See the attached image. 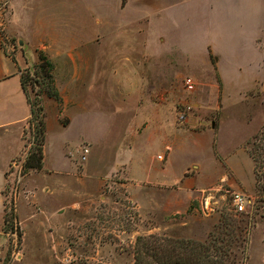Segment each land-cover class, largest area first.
<instances>
[{"label": "rangeland", "instance_id": "1", "mask_svg": "<svg viewBox=\"0 0 264 264\" xmlns=\"http://www.w3.org/2000/svg\"><path fill=\"white\" fill-rule=\"evenodd\" d=\"M24 1L12 28L21 29L33 41L43 39L33 54L24 53L28 64L22 72L28 97L36 111L39 105L44 108L47 99L55 100L52 83L31 66L43 55L53 65L50 72L60 101L55 100L53 112L47 111L45 169L23 173V161L33 143L26 122L22 151L5 171L18 142L13 124L0 126V183H4L0 189V264H135L138 253V264H165L167 255L176 263L201 264L196 261L199 252L189 242L218 235L216 230L230 210L225 191L229 188L222 182L218 185L223 189L216 192L219 205L213 213L202 212L194 201L185 213L162 216L140 213L124 178H139L140 160L152 154L167 155L164 143L172 139L176 128L185 127L176 116L182 105L197 101L214 107L204 116L194 106L188 112L197 119L196 127L201 116L210 125L218 117L220 86L229 118L221 124L219 142H237L262 125L248 145L258 160L264 159L262 84L252 78L242 82L231 78L222 89L209 61L210 57L214 62V56L203 43V20L189 21L182 11L164 17L151 8L137 10L136 4L127 5L126 0ZM9 16L10 0L7 20ZM18 38L22 37L9 36L11 51L22 49ZM231 54L227 62L249 63L250 68L263 62L264 30ZM188 76L195 82L193 90L185 87ZM62 91L69 99L66 107ZM20 107L4 102L0 118L7 121L5 116ZM249 114L247 123L240 118ZM70 116L72 123L63 126ZM141 119L147 121L146 128L135 130ZM83 145L89 149L85 160L80 157ZM255 186L253 213L245 217L246 246L236 247L235 256L228 257L226 264H264V177Z\"/></svg>", "mask_w": 264, "mask_h": 264}, {"label": "crops", "instance_id": "2", "mask_svg": "<svg viewBox=\"0 0 264 264\" xmlns=\"http://www.w3.org/2000/svg\"><path fill=\"white\" fill-rule=\"evenodd\" d=\"M23 1L10 0V16L5 27V34L8 39L9 36L22 37L17 39V43L22 49L15 52L11 51L13 45L10 49L7 48L2 41V33L0 32V106L4 102L21 106L19 110L17 108V112L5 116V118H9L7 121H2L3 118H0L2 121L0 126L4 123L13 124L18 142L16 149L8 158L5 171L10 161L22 151L21 134L30 115V107L20 81V74L28 64L24 60V53L33 54L37 43L43 40L33 41L27 34L21 32V29L12 28V25L18 22L17 18L20 17L18 8L25 7ZM126 4H136L135 9L137 10L151 8L152 12L157 15L163 13L164 17H172L176 11H182L184 18L189 21L190 18L203 20L202 33L206 37L203 43L209 53L214 56V62L211 61L210 57L209 61L212 70L215 71L216 79L220 85L222 84V89L231 78L239 82L252 78V81L259 82L264 87V61L258 62L250 68L249 63L237 60L227 62L226 60V57L232 55L233 50H242L244 43H252L255 41L256 35L264 30V0H126ZM20 40L23 41L22 45L19 43ZM9 43H11L10 39ZM71 60L73 63L72 54ZM56 83L58 84V80ZM218 91H220V106L217 108L218 117L212 119L210 125L207 124L208 120L203 116L210 110H215L214 107L196 101L197 103L195 102L193 106L203 113L201 123L198 124L199 127L194 125L197 122L195 117H188L185 127L176 128L177 131L173 134L172 139L166 140L168 143H164L165 146H170V149L163 159L158 158L159 154H152L151 157L138 162L137 173L139 178L137 180L125 176L124 181L128 195L140 213L159 212L162 213V216L185 213L192 207L194 201L200 206L203 190L215 188L220 182L229 189L239 190L248 195L255 192L254 161L246 145L248 139L262 125H259L247 138L243 137L237 142L227 144L220 143L218 137L221 124L229 117L224 113L221 102L223 100L221 86ZM63 94L62 91V100L66 107L69 99ZM150 97L151 93H149L148 100ZM16 100L18 102H13ZM57 104L51 98L44 103L46 131L47 111L53 112ZM153 110L155 113L159 112L155 106ZM1 112V114L5 113L4 110ZM251 117L252 114H249L248 117L241 116L240 118H244L242 120L247 123ZM71 118L70 116L67 125H61H70L72 123ZM146 125L147 121L141 119L138 125L134 127L135 130L139 127L144 130ZM43 154L42 169H45V143ZM3 184L2 181L0 189H2ZM262 242L264 244V236Z\"/></svg>", "mask_w": 264, "mask_h": 264}, {"label": "trees", "instance_id": "3", "mask_svg": "<svg viewBox=\"0 0 264 264\" xmlns=\"http://www.w3.org/2000/svg\"><path fill=\"white\" fill-rule=\"evenodd\" d=\"M38 57H39L38 58L39 61L32 64L31 66L33 69L34 68L39 69V71L42 72V75L52 83L53 92L51 93V96L55 100L60 101L59 93L54 85L53 77L50 72L53 68V65L43 55H39ZM26 80L27 78L24 77V72H21L20 74L21 86L30 107V115L27 118L26 122L29 125L33 135V143L32 145L29 146L27 150V154L23 161L24 174L27 173V171L29 170H41L43 168V157H44L43 146L46 139L44 108L42 107V105H39L36 111V109L33 107V104L30 101L26 91V87H25ZM246 146L254 161V170H255V176L257 182V180L263 179L264 177V171H263L264 159L258 160L254 156V154L249 149L248 142ZM227 206L230 207V210L229 213L226 214V220L223 223V225L218 226L216 230V232H218L217 236H214L213 234L210 239H206L204 242H196V241L189 242L193 246L192 249H195V252L197 253L199 252V254L197 253L196 254L197 256L199 255L200 258L198 257V260L196 259L195 260L197 262H200L201 264H211V261L212 262L215 261L214 263H218V264H226L225 261H229L230 259V258L228 259V257L232 256L234 253L236 254L235 252L236 247H242L244 249V247L246 246L247 237L245 232L247 231V225H246L247 222H245V217L247 218L248 216L246 213L234 211L233 207L230 204V200L227 202ZM4 222L5 223L8 222L6 216H4ZM243 222L244 225H241L240 223ZM237 234L239 237L237 236ZM140 238L141 237H139V239ZM173 253L175 252L173 251ZM176 254L177 253H175V255ZM213 254H215V256H218V258L217 259L214 258L213 260L212 257ZM169 256L170 255H167V260L165 264H185L184 262L176 263L175 261L169 259ZM138 261H141V257L139 256V253L138 255H136L135 264H138ZM186 264H191V263H186Z\"/></svg>", "mask_w": 264, "mask_h": 264}, {"label": "built area", "instance_id": "4", "mask_svg": "<svg viewBox=\"0 0 264 264\" xmlns=\"http://www.w3.org/2000/svg\"><path fill=\"white\" fill-rule=\"evenodd\" d=\"M7 16H8V0H0V32L2 41L6 45L7 48L12 47L11 43H9V39L5 34V25L7 23ZM9 46V47H8ZM6 48V49H7ZM184 84L185 87L188 90H193L195 82L193 78L191 77H185L184 79ZM193 105L192 104H184L182 105L178 110H177V121L179 124H184L188 120V112L192 110ZM170 146H166V150H169ZM89 152V149L86 145H83L81 147V159L85 160L86 156ZM159 159L164 158V154H159L158 155ZM223 189V185L218 186L216 189L210 188V189H205L202 191V198L200 201V208L202 212L204 213H213L216 211L219 202L217 201L218 199L215 198L216 192L220 191ZM227 193H229V198H230V204L233 207L234 211L236 212H243L249 215H252L253 213V205L255 202V197L252 195H248L242 191L239 190H233V189H226L225 190Z\"/></svg>", "mask_w": 264, "mask_h": 264}, {"label": "water", "instance_id": "5", "mask_svg": "<svg viewBox=\"0 0 264 264\" xmlns=\"http://www.w3.org/2000/svg\"><path fill=\"white\" fill-rule=\"evenodd\" d=\"M19 43L22 45V44H23V41H22V40H20V41H19Z\"/></svg>", "mask_w": 264, "mask_h": 264}]
</instances>
